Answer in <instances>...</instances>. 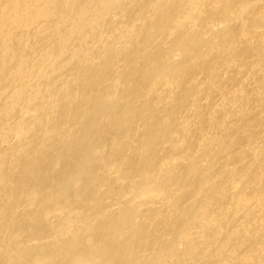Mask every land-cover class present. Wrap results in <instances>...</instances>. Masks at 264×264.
Returning <instances> with one entry per match:
<instances>
[{
	"label": "bare ground",
	"instance_id": "1",
	"mask_svg": "<svg viewBox=\"0 0 264 264\" xmlns=\"http://www.w3.org/2000/svg\"><path fill=\"white\" fill-rule=\"evenodd\" d=\"M0 264H264V0H0Z\"/></svg>",
	"mask_w": 264,
	"mask_h": 264
}]
</instances>
